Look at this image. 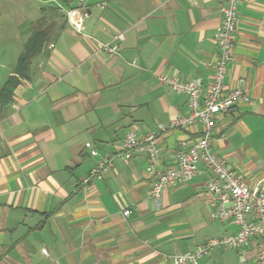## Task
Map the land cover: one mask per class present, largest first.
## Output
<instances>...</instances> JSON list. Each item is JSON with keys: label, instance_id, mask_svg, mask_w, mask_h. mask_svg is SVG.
<instances>
[{"label": "crops", "instance_id": "1", "mask_svg": "<svg viewBox=\"0 0 264 264\" xmlns=\"http://www.w3.org/2000/svg\"><path fill=\"white\" fill-rule=\"evenodd\" d=\"M76 2H57L52 39L0 104V264H171L177 251L234 233L232 219L209 217L201 165L156 206L146 153L117 156L128 128L141 136L187 113L186 96L159 74L207 86L224 0H87L82 32L64 14ZM97 41L118 51L96 50ZM225 86L244 87L250 100L216 115L211 149L247 186L264 187V0L239 4ZM200 130L160 132L159 163L173 165L179 143ZM92 149L113 161L99 178H87ZM256 253L252 237L199 262L255 264Z\"/></svg>", "mask_w": 264, "mask_h": 264}, {"label": "built area", "instance_id": "2", "mask_svg": "<svg viewBox=\"0 0 264 264\" xmlns=\"http://www.w3.org/2000/svg\"><path fill=\"white\" fill-rule=\"evenodd\" d=\"M240 2L241 0H224L221 7L222 19L214 37L217 53L210 63L212 74L207 86H204L200 78L183 81L174 74L158 75L160 83L186 96L187 113L172 120L168 125L159 124L157 130H148L141 136L137 135L134 128H128L122 139L121 151L117 153L124 161L135 151L146 153L145 170L153 176L150 197L156 206L160 205L164 190L192 179L202 172L203 167L208 172L205 190L211 195L215 206L209 214L210 219L230 218L237 225L234 233L208 236L191 251L175 252L171 256V264H200L199 259L211 249L240 248L252 237L257 239L255 264H264V187L247 186L236 172L212 151L210 144L216 115L239 102L250 100L244 87L225 86ZM86 7L87 0H77L75 6L65 10L69 25L77 32H82L88 17ZM118 37L122 38V33H119ZM96 50L114 54L118 47L97 41ZM196 123L201 125L198 138L191 144L179 143L173 165L160 164L157 145L159 133L168 128H187ZM90 153L95 158V164L87 178H99L110 171L113 166L111 157L102 156L96 149H92ZM123 214L128 215L129 210H124ZM42 251L46 252V249L43 248Z\"/></svg>", "mask_w": 264, "mask_h": 264}, {"label": "rangeland", "instance_id": "3", "mask_svg": "<svg viewBox=\"0 0 264 264\" xmlns=\"http://www.w3.org/2000/svg\"><path fill=\"white\" fill-rule=\"evenodd\" d=\"M58 1L0 0V88L13 71L40 8L56 6Z\"/></svg>", "mask_w": 264, "mask_h": 264}, {"label": "trees", "instance_id": "4", "mask_svg": "<svg viewBox=\"0 0 264 264\" xmlns=\"http://www.w3.org/2000/svg\"><path fill=\"white\" fill-rule=\"evenodd\" d=\"M62 1L68 4L70 0ZM40 12V17L32 23L30 34L24 41L23 50L17 59L13 73L8 76L4 85L0 88V104L11 98L13 88L19 82V77L27 75L33 58L41 53L46 44L52 39L55 18L63 16L61 9L57 6H43L40 8Z\"/></svg>", "mask_w": 264, "mask_h": 264}]
</instances>
